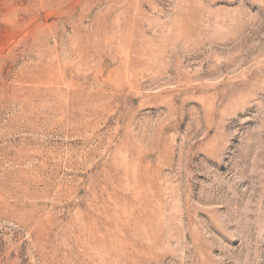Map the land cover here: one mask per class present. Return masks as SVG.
<instances>
[{
	"label": "rangeland",
	"instance_id": "obj_1",
	"mask_svg": "<svg viewBox=\"0 0 264 264\" xmlns=\"http://www.w3.org/2000/svg\"><path fill=\"white\" fill-rule=\"evenodd\" d=\"M8 159L0 264H264V0H0Z\"/></svg>",
	"mask_w": 264,
	"mask_h": 264
},
{
	"label": "bare ground",
	"instance_id": "obj_2",
	"mask_svg": "<svg viewBox=\"0 0 264 264\" xmlns=\"http://www.w3.org/2000/svg\"><path fill=\"white\" fill-rule=\"evenodd\" d=\"M25 161H22V160H19V159H14V160H4V161H0V169H2L1 167L3 166H13V165H16V166H19L21 164H24ZM15 167V166H14Z\"/></svg>",
	"mask_w": 264,
	"mask_h": 264
}]
</instances>
